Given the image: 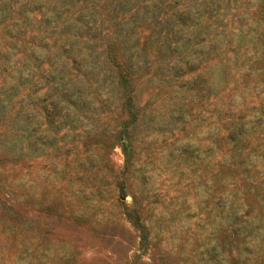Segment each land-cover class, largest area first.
<instances>
[{"label": "rangeland", "instance_id": "374dc122", "mask_svg": "<svg viewBox=\"0 0 264 264\" xmlns=\"http://www.w3.org/2000/svg\"><path fill=\"white\" fill-rule=\"evenodd\" d=\"M211 2V58L171 79L151 32L134 115L114 85L0 164V264H264V0Z\"/></svg>", "mask_w": 264, "mask_h": 264}, {"label": "trees", "instance_id": "16d2710c", "mask_svg": "<svg viewBox=\"0 0 264 264\" xmlns=\"http://www.w3.org/2000/svg\"><path fill=\"white\" fill-rule=\"evenodd\" d=\"M217 9L211 0H0V164L23 162L48 141L40 140L46 130L57 132L69 112L81 111L77 101L85 108L87 99L105 102L114 85L134 115V79L149 67L141 65L149 61L151 32L162 37L161 74L172 63L170 78L182 79L185 66L211 58L217 47L209 23L201 24ZM138 29L149 30L142 42ZM12 199L0 180V212H9ZM146 242L143 234L140 244Z\"/></svg>", "mask_w": 264, "mask_h": 264}]
</instances>
